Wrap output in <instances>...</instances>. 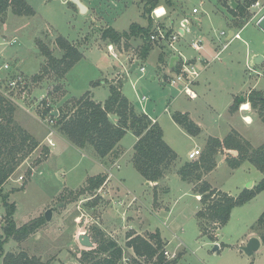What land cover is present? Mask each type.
I'll return each mask as SVG.
<instances>
[{"label":"rangeland","instance_id":"1","mask_svg":"<svg viewBox=\"0 0 264 264\" xmlns=\"http://www.w3.org/2000/svg\"><path fill=\"white\" fill-rule=\"evenodd\" d=\"M26 1L35 10V15H18L9 10L0 18V120H5L4 116L9 115L8 108L13 107L14 121L34 129L32 131L38 135L40 143L6 181L3 194H8V201L16 205L14 218L18 225L45 216L50 208L53 213L52 219L46 220L42 227L27 239L21 242L9 239L5 243V251L23 249L29 255L38 256L49 264H81V253L90 248L80 244L78 235L90 227L94 238L93 228L98 227L123 246L122 264H136V261L152 264L153 261L138 257L133 249L127 246L128 235L148 236L152 230L159 231L170 241V248L164 242L167 259L173 260L181 255L176 264H264L263 258H258L253 263L254 256H248L242 249L241 237L246 232L245 222L256 214L254 208H249L250 204L237 206L230 221L217 232L215 238L203 235L196 217L200 201L192 185L177 175L171 176L168 180L170 190L163 195L167 189L165 182L155 188L148 186L135 165L131 168L128 160L134 154L133 144L136 138L132 133H128L123 139L122 146L126 154L121 164L127 169H133L134 173H128L127 170V174H123L113 168L115 176L112 174L111 180L108 179L101 186L97 193L99 196L93 192L82 194L80 190L87 185L88 176L100 170L96 167L98 163L94 161L96 159L99 162L97 152L95 153V149L90 145L83 152L76 150L74 146L66 149L62 142L63 135L54 123V141L61 143L51 154L54 146L47 142L45 118L48 113L44 112L50 107L54 110L65 107L73 97H80L89 91L91 85L102 84L97 99L105 101L110 93V84L106 78H114L122 83L124 95L133 104L137 103L138 96L148 97L146 109L159 117L165 130V140L179 158L189 160V150L196 145L203 146L204 140L209 136H226L231 131V126L242 131L246 127L247 124L241 118L237 122V118L230 117L229 104L234 102L235 98L240 100L242 93L239 92L253 83L247 79L249 70L246 68V50L254 49L263 43L264 30L256 22L247 25L242 34L243 39L233 40L220 58L212 60L204 69L200 76V85H195L199 98L190 99L166 81V76L173 71L169 66L173 52L169 48L153 41V48L147 59H143L142 36L123 39L119 44L102 37L104 29L109 26L122 32L129 30L133 22L147 25V17L143 15V0H86L90 11L84 13H81L75 3V6L69 3L72 0ZM214 4H218V0H160L157 6H166L169 16L157 21L151 12L152 31L156 25L169 31L179 30L180 22L176 28L171 24L174 11H178L180 20L187 17V11L192 10L195 5L196 8L200 7L207 12ZM229 7L233 11L232 6ZM254 13L255 10L249 7L244 16L238 13L239 18L233 21L242 25L250 20ZM207 21L217 42L229 41L227 35L231 27L227 22L216 20L212 23L208 18ZM222 30L227 35H221ZM60 35L74 43H80L81 48L86 50L85 56L71 69L66 81L65 77L60 78L55 73L36 79L46 63L38 41H43L59 56L61 51L56 40ZM244 40L249 42L248 47ZM109 46H112V49ZM189 49L190 52L199 53L191 47ZM160 57L165 66L161 72L158 71ZM135 59H141L146 66V72L143 74L137 68L123 77V73L130 69ZM6 63L10 64L7 69L4 68ZM121 68V73H118ZM263 71L264 69L261 73ZM18 75H21L23 80L18 87L13 88L10 86V80ZM153 75L156 76L155 79L152 78ZM256 76L260 77V83L264 87L263 74ZM94 82L98 84L94 85ZM57 87L61 88L58 90ZM66 90H69L71 98H67ZM232 92L237 93L233 95ZM184 109L191 111L192 118L201 127L199 135L190 134L173 119V113ZM252 111L259 116L257 109L252 108ZM255 127L256 124L249 129L252 141L256 145L263 144L264 129ZM45 147L49 149L48 155L44 154ZM203 150L204 148H201V151ZM233 153L236 152L223 151L217 155L219 165L209 175L208 182L234 193L240 188H253L251 182L258 168L250 166L249 170L246 166L233 169L221 159V156H225L227 161L228 154L232 157ZM108 159L103 160L107 165L113 160ZM38 160L40 162H37ZM45 161L46 164L38 168L32 177L35 168ZM106 173L109 176V173ZM122 175L127 179L121 184ZM20 176L23 179H19ZM127 193L130 197L126 196ZM159 208L162 209L158 210ZM5 222V207L0 195V237L4 236L2 225ZM128 225L133 228L127 230ZM179 243L181 247L174 250ZM217 244L219 248L216 249Z\"/></svg>","mask_w":264,"mask_h":264},{"label":"trees","instance_id":"2","mask_svg":"<svg viewBox=\"0 0 264 264\" xmlns=\"http://www.w3.org/2000/svg\"><path fill=\"white\" fill-rule=\"evenodd\" d=\"M247 0L241 3L237 1V7H232L234 12L244 16L252 2ZM160 0H143V15L147 17L148 24L141 25L133 22L129 30L118 31L112 26L104 29L102 37L109 39L112 43L119 44L123 39L142 36L144 44L141 57L147 59L152 46L151 34L153 29L152 10L159 4ZM73 6V2H69ZM9 10L18 15H35V10L26 0H0V18ZM56 43L61 51L56 56L52 49L39 40L38 44L41 54L45 56L46 63L42 66L41 73L36 79L43 78L46 74L55 73L64 78L72 67L82 59L83 52L78 44L68 40L64 36H58ZM160 62L162 57L159 58ZM94 82V85H97ZM122 83L110 84V95L105 102H97L91 92L87 91L80 97H73L68 104L58 109L57 127L59 132L78 148L92 146L101 158L107 156L118 157V144L125 134L130 130L138 140L134 145L133 162L136 169L148 181L158 182L168 174L175 161L178 159L176 151L164 139V131L159 123L153 122L144 111H137L134 105L123 94ZM58 90L61 87H57ZM56 88V89H57ZM249 102L251 107L259 111L264 121V93L252 90L243 99ZM240 105L235 100L231 110L235 111ZM13 107L8 108L7 116L0 120V195H2L5 207L6 222L2 225L4 236L0 237V262L2 264H49L38 256L29 255L27 251H5V243L9 239L21 242L36 233L46 222L45 216L35 218L25 224L18 225L14 214L16 205L8 201V194L4 193V184L17 170L25 158L39 145V141L28 133L13 118ZM52 107L46 108V113L52 112ZM118 116L114 123L110 115ZM176 123L192 135L201 132L200 127L190 118L188 113L175 112L172 115ZM236 151L237 154L230 157L227 162L232 168L239 167L245 161H249L264 173V143L253 147L251 143L243 138L237 131L230 132L223 139L209 136L201 155L194 160L183 163L178 173L185 181L194 183V189L200 196L201 207L196 213L201 232L215 238L218 230L228 223L232 210L245 204L264 190V177L253 188H244L238 195L221 189L214 188L203 177L214 170L217 166V155L220 152ZM44 154H49L45 147ZM37 162H40L38 160ZM32 173L31 170L29 171ZM107 175L98 174L87 179V185L80 192H93L99 196L98 190L106 182ZM253 228L260 230V236L264 241V211L261 213ZM95 246L84 249L79 258L81 264H122L124 248L118 241L107 236L100 228L94 227ZM127 246L132 248L138 257H144L152 264H176L181 255L176 259L169 260L165 256L164 241L159 231L150 233L148 236L128 235ZM136 264H142L136 261Z\"/></svg>","mask_w":264,"mask_h":264},{"label":"crops","instance_id":"3","mask_svg":"<svg viewBox=\"0 0 264 264\" xmlns=\"http://www.w3.org/2000/svg\"><path fill=\"white\" fill-rule=\"evenodd\" d=\"M81 1H83L85 4H86V6L88 7V11H90V6L87 4V2H86V0H81ZM237 1H240V0H218V4H214L213 5V7L211 8V10H208L207 12H204L203 11V9L202 8H200L199 7V11L198 12H193V9L194 8H196L197 7V5H195L193 8H192V10H188L187 11V18H189V22H188V24L186 25V28L183 30V35L184 34H188L187 36L185 35V37H182V39H181V41H180V49L183 51V54L186 56V57H192V56H200L201 58H202V60H203V63L205 62V61H208V63H207V66L206 67H208L209 65H210V63H211V61L212 60H216V59H219V58H214V56H215V54L219 51V50H221L222 49V47H223V45L227 42H225V43H223V45H222V43H220V41L219 42H217V40L215 39V37H214V35L212 34V28L209 26V24H208V21H207V18H208V20L210 21V22H212V23H214V21H216V20H221V21H224V22H227L228 23V25L231 27L230 28V30H229V34L227 35V39H229L230 40V38L232 37V35H233V33H240V38H237V39H240V40H242L243 39V31L245 32V29L248 27L247 25H249V24H251L252 22H256V24H258V21H259V16H253L250 20H248V21H246L245 23H243L242 25H239L238 23H236V22H234L233 20H235V19H237V18H239V15H238V12H234V11H231L230 10V5L232 6V7H234V8H236L237 7ZM203 3V2H202ZM169 4V3H168ZM233 4H236L235 6L233 5ZM166 7V6H165ZM167 8V7H166ZM175 12V14L173 13V20H172V22H171V24H172V26L174 27V28H176V26L178 27V23H179V15H178V11H174ZM205 14H206V16H205ZM178 17V18H177ZM182 17V16H181ZM234 22V23H233ZM180 28V27H179ZM261 28V27H260ZM262 29V28H261ZM263 30V29H262ZM223 31V30H222ZM197 37H202L204 40H205V48H204V50L201 52V53H193V52H190L189 50H191V49H189V43H190V41L192 40V39H195V38H197ZM220 38V37H219ZM237 39H233V40H237ZM220 40H221V38H220ZM233 40H231V42L233 41ZM225 41V40H224ZM245 42H246V45H247V47L249 46V42L248 41H246V40H244ZM71 42H73V41H71ZM231 42L228 44V46L226 47V48H228L229 47V45L231 44ZM74 43V42H73ZM75 44H78L79 46H80V49H81V51L83 52V57L85 56V52H86V50H84L83 48H81V44L80 43H75ZM225 48V49H226ZM224 49V50H225ZM88 50V49H87ZM224 50H222L221 51V54H222V52L224 51ZM221 54H220V56H221ZM259 56H262V61L260 60V61H257V57H259ZM83 57H82V59H83ZM81 59V60H82ZM81 60H79L73 67H72V69L73 68H75L80 62H81ZM171 60V59H170ZM160 64H158V71L159 72H161L162 70H163V68L165 67V66H163L164 65V63L162 62H159ZM198 63V62H197ZM202 63V64H203ZM199 64V63H198ZM202 64H201V66H202ZM169 66H170V61H169ZM170 67H172V66H170ZM205 67V68H206ZM204 68V69H205ZM246 68L249 70V72H248V78L247 79H249V81L251 82H253L252 84H250V86H248L247 88H244V89H242L240 92L239 91H237V92H239V93H242L241 95V98L242 99H245V97L252 91V90H258V91H261L262 93H264V87H262V83H260V77H257L256 75H258V76H260V75H262L263 74V76H264V71L261 73V70L262 69H264V40H263V43L262 44H260L259 46H257V47H255L254 49H249V48H247V50H246ZM204 69H203V71H204ZM71 71V70H70ZM69 71V72H70ZM119 72L118 73H121V71H122V68L121 69H119L118 70ZM128 71H129V69H128ZM128 71H125V74L123 73V77L124 76H126L129 72ZM203 71H202V74H203ZM68 72V73H69ZM128 72V73H127ZM68 73L66 74V76H65V81H66V77H67V75H68ZM256 74V75H255ZM152 78L153 79H155L156 78V76L155 75H153L152 76ZM201 78V77H200ZM199 78V80L197 81V83H196V85L197 86H199L200 85V83H201V79ZM106 81L109 83V84H111V83H118L117 81H115L114 80V78H112V79H110V78H106ZM105 83V82H104ZM103 83V84H104ZM105 85V84H104ZM102 86V84L101 85H97V86H92L91 85V88L89 89V91L91 92V96H92V98L95 100V101H97V102H105V101H101V100H99V99H97V93H98V90L100 89V87ZM176 89V88H175ZM121 90H122V86H121ZM123 92V91H122ZM236 92V93H237ZM236 93L235 92H232V94L233 95H236ZM124 94V93H123ZM109 95H110V93H109ZM239 95V94H238ZM66 96H67V98H71L72 96H70V93H69V90L67 91L66 90ZM143 97H145L144 99H143ZM237 97V96H236ZM138 98V100H137V103L136 104H133L131 101V103L134 105V107H135V109L137 110V111H144L145 113H147L148 115H149V117L150 118H152V119H154L157 123H159L160 124V119H159V117H157V116H154L151 112H149L147 109H146V101L148 100V97H146V96H141V97H137ZM197 98H199V96L197 97ZM237 98H235L234 99V102H235V100H236ZM240 101V107H238L235 111H232L231 110V106L234 104V102H230V104H229V113H230V117L232 118V119H236L237 118V122H238V119L239 118H241L247 125H246V127L243 129V131H245V132H247V134L248 135H246V133L245 132H243L240 128H237V127H235V126H231V131L230 132H232V131H237L243 138H245V139H247L253 146H260V145H256V144H254V142L252 141V136H251V134H250V132H251V130H249V129H251V126L252 125H254V124H256V127H255V129L256 128H258V129H264V121L262 120V118L260 117V115L259 116H257V115H255L254 113H253V111H252V107H251V105H250V103L249 102H244V100L243 101H241V100H239ZM246 103H248L249 105H250V109H243V104H246ZM140 106V107H139ZM141 108V109H140ZM166 111H168V108H166ZM180 112L182 111V110H179ZM183 113H188L189 114V116H190V118L194 121V119L192 118V116H191V111L190 110H186V109H184L183 111H182ZM110 118H111V120L114 122V123H117V121H118V116L116 115V114H111L110 115ZM248 118V119H247ZM250 118V119H249ZM195 122V121H194ZM196 123V122H195ZM197 124V123H196ZM21 125V124H20ZM179 125V124H178ZM198 125V124H197ZM28 133H30L32 136H34L35 138H37V140L39 139L38 138V135L34 132V131H32V130H34V129H32L31 130V128H28L26 125H21ZM160 126L162 127V125L160 124ZM199 126V125H198ZM29 131H28V130ZM162 129H163V127H162ZM184 129V128H183ZM200 129H201V127H200ZM163 131H164V139H165V130L163 129ZM229 132V133H230ZM128 133H132L136 138H135V142H134V144H133V148H134V145H135V143L137 142V140H138V137L132 132V131H128L126 134H125V136L128 134ZM228 133V134H229ZM228 134H226V136L228 135ZM199 135V134H198ZM124 136V137H125ZM197 136V135H196ZM263 135H261V137H262ZM124 137L120 140V142H119V144H118V148H119V156L118 157H113V156H107L106 158H101L98 154H97V158H99V162L98 161H96V159H94V157L92 158V159H94V161L95 162H97L98 163V165L96 166L98 169H100L99 170V172H96V173H94V174H90L88 177H90V176H95V175H98V174H107L106 172H108L109 173V176H107V179H106V181L109 179V180H111V177H112V174H113V176H115L114 175V173L112 172V169L113 168H117L118 169V172L120 173V172H122L123 174H127V170H128V173H131V172H133L134 173V171H133V169H131L132 168V166L134 165V162H133V155H132V158L131 159H129L128 161H130V166H131V168L130 167H128V169H127V167L124 165H122L121 164V162H122V160H123V158H124V156H125V154H126V151H125V149L123 148V146H122V142H123V139H124ZM215 137V136H214ZM217 137V136H216ZM225 136H223V137H218V138H220V139H223ZM62 142H63V144H65V148L67 149L69 146H74L75 147V149L76 150H78V151H82L83 152V150H85L86 148H87V146L85 147V148H78V147H76L75 145H73L65 136H63L62 137ZM207 139L208 138H206L205 140H204V145L203 146H197L196 145V147L195 148H192V149H190L189 151H191V150H193V149H196V148H199V149H201V148H204L205 147V145H206V142H207ZM262 143H264V138L262 139ZM167 142V141H166ZM40 143V142H39ZM59 143H61L60 141H59ZM59 143H56V145L53 147V149H52V151H51V154L54 152V149L56 150V148L58 147V145H59ZM169 144V143H168ZM234 152H236V151H234ZM95 153H96V151H95ZM235 154H237V152L235 153ZM222 155V154H221ZM92 157V156H91ZM108 158H112L113 160L112 161H110V164L109 165H107V163L105 162V161H108L109 159ZM221 159L223 160V162H226V164L229 166V164H228V162L226 161V157L225 156H221ZM103 160H105L104 162H103ZM187 161V158H179L178 157V159L175 161V163L173 164V166H172V170L168 173V174H166V176L164 177V178H162L161 180H159L158 182H152V181H148V180H146L144 177H143V179H144V182H145V184L146 185H148V186H152V187H154L155 188V186H158L159 184H164V182H165V184H167V189H166V191L163 193V195L165 194V193H167L169 190H170V187H169V184H168V180H169V178L171 177V176H175V175H177V176H179L180 178H181V176H180V174L178 173V169H179V167L183 164V163H185ZM46 162L47 161H45L44 163H42V164H40L39 166H37L36 168H35V170H34V172H33V175H32V177H34V173H35V171L38 169V168H40L42 165H44V164H46ZM218 165H219V156L217 157V166L215 167V169L218 167ZM248 167V169L250 170V166H253V167H255L252 163H250L249 161H245L244 163H242L238 168H243V167ZM256 168V167H255ZM126 169V170H125ZM134 169H135V167H134ZM214 169V170H215ZM233 169H235V170H237V168H233ZM214 170H212V171H210L209 173H207V174H205L204 175V179L205 180H207L208 181V177H209V175L212 173V172H214ZM264 177V173L263 172H261L260 170L258 171V169H257V173H256V175H255V178H254V180H252V185H253V187L254 186H256L261 180H262V178ZM126 177L124 176V175H122V176H120V183L122 184V183H124V182H126ZM181 180H183L182 178H181ZM184 182H187V183H189L190 185H192L193 186V188H194V183H191V182H188V181H185V180H183ZM210 183V182H209ZM211 184V183H210ZM212 185V184H211ZM213 186V185H212ZM214 188H217V189H221V190H223L222 188H219V187H216V186H213ZM244 188H240L238 191H237V193H234V192H232V191H226V190H223V191H226V192H228V193H230L231 195H238L242 190H243ZM129 193H131V192H129ZM129 193H127L126 194V196L127 197H130V196H128L129 195ZM196 196H197V199L200 201V196L199 195H197L196 194ZM246 204H250V207L249 208H254V210L256 211V214H254V215H252V216H250V219H248V220H246V222H245V224H246V232L244 233V235L241 237V243H242V246H244V245H246L247 244V242L249 241V239L251 238V237H253V236H256V237H258L259 239H260V241H261V244H260V247H259V249L258 250H256L255 252H254V254L253 255H251L252 257H253V263H255V261L258 259V258H263V260H264V241L262 240V238H261V236H260V231L259 230H257V229H255V228H253V225H255L256 224V220H258V218L260 217V215H261V213L264 211V190H262L261 192H259L254 198H252L250 201H248V202H246L245 204H243V205H240V206H244V205H246ZM165 208H167L166 206H164ZM200 207H201V202H200V206H199V209H200ZM160 209H162V208H159L158 210H160ZM198 209V210H199ZM235 209H236V207L232 210V213H231V217H230V219L232 218V216H233V214H234V212H235ZM157 210V211H158ZM198 210H197V212H198ZM196 217H197V215H196ZM197 220H198V218H197ZM230 221V220H229ZM228 221V222H229ZM199 222V221H198ZM129 226V228L127 229V230H130L131 228H133V227H131V225H128ZM220 229H222V228H220ZM220 229L218 230V231H220ZM257 231V232H256ZM152 233H154V232H156V231H154V230H152L151 231ZM140 234V233H139ZM144 236V235H143ZM161 237H162V239H163V241L164 242H166L167 243V246L169 247L170 246V241L164 236H162L161 235ZM181 247V243H179L178 244V246L174 249V250H176V249H178V248H180ZM170 248V247H169ZM257 255V256H256ZM249 256V255H248ZM250 256V257H251ZM256 256V257H255Z\"/></svg>","mask_w":264,"mask_h":264},{"label":"built area","instance_id":"4","mask_svg":"<svg viewBox=\"0 0 264 264\" xmlns=\"http://www.w3.org/2000/svg\"><path fill=\"white\" fill-rule=\"evenodd\" d=\"M247 1V0H243ZM251 8L255 10L254 16H259V19L264 15V0H255L252 2ZM163 10V11H160ZM198 8H194L193 12H198ZM152 15L154 18L157 19V21L160 19H164L167 16H169L168 10L165 6H156L152 10ZM180 29H176L173 31H169L163 26L155 27V30L152 31L151 34V40L157 41L161 43L162 46H165L169 48L173 53V56H178V58L174 61V65L172 66V73L168 76H166V81L168 84L176 88L179 93H184L187 95L190 99H196L199 95L198 92L195 90V85L197 81L199 80L203 69L207 66L208 61H205L203 63V60L200 56H192V57H186L183 54V51L180 49V41L183 35V30L186 28V25L189 22V19L187 17H182L180 20ZM227 33L225 31L221 32V35H226ZM240 38V33H233L232 37L229 41H227L221 50H219L214 58H219L221 51L224 50L228 44L233 39ZM189 46L196 52H201L205 48L204 39L202 37H197L195 39H192L189 43ZM110 49H112V46H109ZM138 61V69L144 74L146 72V66L141 62V59H135L134 62ZM133 62V63H134ZM199 64H198V63ZM132 63V65H133ZM203 63V64H202ZM202 64V66H201ZM10 67L9 63L4 64V68L7 69ZM23 77L21 75H18L14 79L10 80V86L13 88L18 87L19 83L22 82ZM145 97H143L144 99ZM58 111V110H54ZM54 111L49 112L47 114V117L45 118V122L47 123V142L51 146H55L56 142L54 141V135L56 134V131L53 127L54 123H57L56 117L54 114ZM58 115V114H57ZM153 122H156L153 119ZM202 151L199 148L193 149L188 154L189 160L197 159L201 155ZM19 179H23L22 176L19 177ZM175 254V253H174Z\"/></svg>","mask_w":264,"mask_h":264},{"label":"water","instance_id":"5","mask_svg":"<svg viewBox=\"0 0 264 264\" xmlns=\"http://www.w3.org/2000/svg\"><path fill=\"white\" fill-rule=\"evenodd\" d=\"M72 2L75 3L79 7L81 13H84L88 10V7L86 6V4H84L81 0H72ZM233 5L235 6L236 4H233ZM258 25H259V27H261L264 30V15L259 19ZM177 58H178V56H173L171 58L170 66L174 65V61ZM260 60L262 61V56L257 57V61H260ZM138 64H139L138 61L134 62L133 65L130 67L128 72H132L135 69H137ZM240 100L243 101L242 98ZM54 114H58V111H54ZM52 213H53L52 208H50L46 211V213H45L46 220L52 219ZM78 240L83 247H87L90 249L93 248L96 244L94 239H93V234H92L90 227H87L85 231L79 233ZM260 244H261L260 239L256 236H253L249 239V241L247 242L246 245L242 246V249L247 255L251 256L254 254V252L256 250L259 249ZM215 248L216 249L219 248V245L217 244Z\"/></svg>","mask_w":264,"mask_h":264},{"label":"bare ground","instance_id":"6","mask_svg":"<svg viewBox=\"0 0 264 264\" xmlns=\"http://www.w3.org/2000/svg\"><path fill=\"white\" fill-rule=\"evenodd\" d=\"M243 109H250V105L248 103L243 104ZM248 119V118H247ZM250 119V118H249Z\"/></svg>","mask_w":264,"mask_h":264},{"label":"snow or ice","instance_id":"7","mask_svg":"<svg viewBox=\"0 0 264 264\" xmlns=\"http://www.w3.org/2000/svg\"><path fill=\"white\" fill-rule=\"evenodd\" d=\"M160 11H163V10H160Z\"/></svg>","mask_w":264,"mask_h":264}]
</instances>
